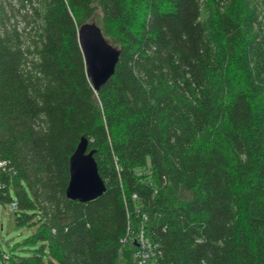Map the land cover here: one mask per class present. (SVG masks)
<instances>
[{"label": "trees", "instance_id": "1", "mask_svg": "<svg viewBox=\"0 0 264 264\" xmlns=\"http://www.w3.org/2000/svg\"><path fill=\"white\" fill-rule=\"evenodd\" d=\"M119 52L96 91L79 28ZM82 138L106 185L67 196ZM10 264H264V0H0V204ZM127 239V241H125Z\"/></svg>", "mask_w": 264, "mask_h": 264}, {"label": "water", "instance_id": "2", "mask_svg": "<svg viewBox=\"0 0 264 264\" xmlns=\"http://www.w3.org/2000/svg\"><path fill=\"white\" fill-rule=\"evenodd\" d=\"M79 42L87 75L94 89L98 91L114 74L120 52L106 40L96 22L81 25ZM94 153V150H89L88 140L82 138L70 158V180L66 193L71 200L86 202L106 191Z\"/></svg>", "mask_w": 264, "mask_h": 264}, {"label": "rangeland", "instance_id": "3", "mask_svg": "<svg viewBox=\"0 0 264 264\" xmlns=\"http://www.w3.org/2000/svg\"><path fill=\"white\" fill-rule=\"evenodd\" d=\"M34 228L19 226L15 221L14 210L0 204V246L8 254L28 256L36 246L27 242Z\"/></svg>", "mask_w": 264, "mask_h": 264}, {"label": "built area", "instance_id": "4", "mask_svg": "<svg viewBox=\"0 0 264 264\" xmlns=\"http://www.w3.org/2000/svg\"><path fill=\"white\" fill-rule=\"evenodd\" d=\"M12 203L11 207L15 208ZM127 241V239L125 240ZM137 242V252L135 254L136 264H156V247L144 231L140 232ZM0 264H10V254L6 253L0 246Z\"/></svg>", "mask_w": 264, "mask_h": 264}]
</instances>
